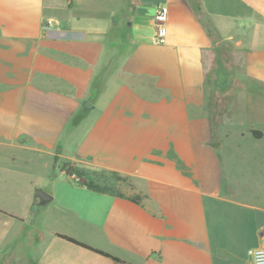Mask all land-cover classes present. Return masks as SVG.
Segmentation results:
<instances>
[{"label": "crops", "instance_id": "1", "mask_svg": "<svg viewBox=\"0 0 264 264\" xmlns=\"http://www.w3.org/2000/svg\"><path fill=\"white\" fill-rule=\"evenodd\" d=\"M219 44L241 83L215 120ZM66 162L126 177V197ZM262 247L264 0H0V264H253Z\"/></svg>", "mask_w": 264, "mask_h": 264}, {"label": "rangeland", "instance_id": "2", "mask_svg": "<svg viewBox=\"0 0 264 264\" xmlns=\"http://www.w3.org/2000/svg\"><path fill=\"white\" fill-rule=\"evenodd\" d=\"M239 69V63L235 60L232 49L228 45H217L216 60L210 66L207 77L215 120L221 119L228 110L230 104L237 101L241 83V79L238 76ZM248 166H250L248 159L238 158L234 165V170L238 173L239 170L245 169ZM40 177L42 178L41 186L51 190H53L55 185L66 179V175L61 174L58 168H54V171L50 172L48 175L42 174ZM101 178L102 180H107L108 183H111L116 189L119 185L121 191H125L127 184H129L127 180L121 179L119 176L110 173L101 175Z\"/></svg>", "mask_w": 264, "mask_h": 264}, {"label": "trees", "instance_id": "3", "mask_svg": "<svg viewBox=\"0 0 264 264\" xmlns=\"http://www.w3.org/2000/svg\"><path fill=\"white\" fill-rule=\"evenodd\" d=\"M250 132L257 138H260L263 135V133L261 131H258V130L253 129V128L250 129ZM62 170L66 173L67 176L75 177L76 178L75 181L78 184L85 186L91 190L101 192V193H109L111 195H115L118 197H126V195L120 190L119 185H118V187L115 185L117 187V189H116L113 185H111V183H108L107 180H103L102 182H100V180L97 181L94 177L91 176V174L89 172H86L85 170L79 169L77 166L73 165L70 162L64 163ZM112 174L117 175L121 179L128 181V179L126 177H123V176L119 175L118 173H112ZM128 198L135 203H140L142 196L141 195H133V196H130ZM58 235L60 237H63L65 239L71 241V242H74L78 245L87 247L91 250H94L98 253H101L105 256H108V257L114 259L115 261L123 262V260H121L120 258L115 257V256H113V255H111L105 251H102L100 249H96V248H94V247H92L86 243L78 241L75 238L69 237V236L64 235V234H58Z\"/></svg>", "mask_w": 264, "mask_h": 264}, {"label": "built area", "instance_id": "4", "mask_svg": "<svg viewBox=\"0 0 264 264\" xmlns=\"http://www.w3.org/2000/svg\"><path fill=\"white\" fill-rule=\"evenodd\" d=\"M169 14L170 10L167 5H161L158 7L154 17L156 27V33L152 39L154 43H161L165 40L166 23ZM251 255L253 258V264H264V247L252 250Z\"/></svg>", "mask_w": 264, "mask_h": 264}, {"label": "water", "instance_id": "5", "mask_svg": "<svg viewBox=\"0 0 264 264\" xmlns=\"http://www.w3.org/2000/svg\"><path fill=\"white\" fill-rule=\"evenodd\" d=\"M35 195L40 197L41 203H46L48 200L52 199V196L49 193L40 189L35 191Z\"/></svg>", "mask_w": 264, "mask_h": 264}]
</instances>
